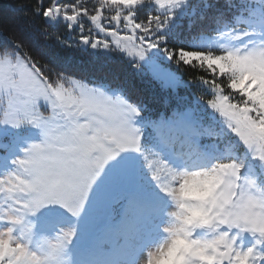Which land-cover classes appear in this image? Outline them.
I'll list each match as a JSON object with an SVG mask.
<instances>
[{
    "label": "snow or ice",
    "instance_id": "obj_1",
    "mask_svg": "<svg viewBox=\"0 0 264 264\" xmlns=\"http://www.w3.org/2000/svg\"><path fill=\"white\" fill-rule=\"evenodd\" d=\"M238 3L246 0H224V7L231 10ZM260 7L264 9V0ZM185 21L188 41L179 39ZM28 24L33 39H55L56 47L48 50L46 66L26 51L24 39L12 35L0 43V98L7 101L0 123L31 125L44 142L32 144L28 158L18 161L31 165L30 177H0V223H19L16 213L22 208L36 214L49 210L50 218L42 220L45 226L52 219L81 221L124 201L115 233L124 256L121 264H139L167 207L164 194L169 189L163 178L172 165L210 160L221 143L229 153L225 157L231 158L241 144L251 147L264 140V23L249 25L216 8L212 0H36ZM61 25L69 35L78 32L79 43L70 45L49 31ZM239 25L252 30L242 32ZM93 30L104 39L95 38ZM257 35L259 39H252ZM243 40L249 45L236 43ZM89 49L103 51L107 59L113 52L129 59L116 74L104 72L102 78L60 67ZM125 68L148 72L167 93L158 116L130 94L128 82L119 76ZM192 88L200 90L195 99L181 95V89ZM229 133L239 139L225 142ZM205 137L217 142L202 144ZM258 150L264 159V144ZM137 161L146 172L139 173L133 189L117 190L116 181L134 174ZM121 162L105 179L107 169ZM241 219L249 226L246 230L259 235L253 246L237 250L235 243L206 242L196 247L184 240L180 264H264V250H259L264 249V216L249 206L237 215V222ZM64 238L75 240L72 232ZM209 248L214 249L211 254ZM50 249L45 264H60L63 239ZM165 256L177 258L175 242L167 252L149 253L150 264H163ZM0 264L40 261L23 244L14 247L11 239H0Z\"/></svg>",
    "mask_w": 264,
    "mask_h": 264
},
{
    "label": "clouds",
    "instance_id": "obj_2",
    "mask_svg": "<svg viewBox=\"0 0 264 264\" xmlns=\"http://www.w3.org/2000/svg\"><path fill=\"white\" fill-rule=\"evenodd\" d=\"M237 27L242 32L252 30L248 25ZM256 31L259 33L260 29ZM259 38V35L252 37ZM236 43L244 46L250 42L243 40ZM43 142L44 137L40 142L31 143L24 149V155L13 161L15 169L0 177H30L31 165L22 166L18 161L28 158V149L32 144ZM260 144H264V140L251 147L245 145V148L254 160L264 165V159H259ZM245 168L246 161L227 157L172 165L171 171L163 178V183L169 189L164 194L167 207L159 221L156 235L145 248L139 264H150L149 253L159 254L161 249L167 252L174 242L177 258L165 256L163 264H180L178 257L185 254L184 240L195 242L196 247H202L206 242L217 243V246L235 243L237 250L242 246H253L259 235L254 236L251 230H246L249 226L244 220L237 222V215L251 206L252 211L264 216V181L254 172H245ZM18 198L24 202L29 199L24 193H18ZM16 216L19 223H0V239H11L14 247L23 244L33 256L39 258L40 264H45L50 246L63 239L60 264H77L73 247L79 237L78 219L70 218L67 222L52 219L45 226L40 214L32 213L27 208L20 209ZM68 232L74 234L75 240L64 238ZM213 251L212 248L208 249L209 254Z\"/></svg>",
    "mask_w": 264,
    "mask_h": 264
},
{
    "label": "trees",
    "instance_id": "obj_3",
    "mask_svg": "<svg viewBox=\"0 0 264 264\" xmlns=\"http://www.w3.org/2000/svg\"><path fill=\"white\" fill-rule=\"evenodd\" d=\"M36 3V0H0V43L6 42L7 39L16 35L25 40L27 45L26 51L34 53L36 59L44 64L49 65L50 57L47 55L49 49L56 47L55 39L38 42L33 39L31 32L29 30L28 24V13L32 5ZM212 3L216 8H219L223 11H229V15L233 17H240L249 25H254L259 27L264 23V9H261L260 5L262 0H246V4L240 5L236 8L228 10L224 7V0H212ZM187 21H185L184 30L180 34V40L188 41L191 39L187 31ZM47 27V25H45ZM90 27V25H86ZM50 32L54 33L55 36L59 37L60 40H66L68 44L75 45L79 43V33L73 32L71 35L68 34V30L64 29L61 25L59 27H54L49 29ZM93 36L97 39H104L103 34L96 35L95 30H93ZM111 42V38H109ZM123 56V59L121 57ZM129 58H126V55H123L119 52H113L111 54V59H107L103 51L96 53L95 50L89 49L87 53L76 54L70 56L68 61L65 64H61L60 67H68L72 70H75L78 73L88 76L91 78H102L101 74L108 72L109 74H116L117 67L126 61ZM169 66L172 69H176V65L168 62ZM183 71V69L181 70ZM52 78L55 79V73H52ZM119 76L126 80L129 85L130 94L134 98H140L147 105L151 115L156 117L164 111V100L165 92L159 87V85L154 82L148 72H138L131 68H125L122 72H119ZM73 79H80L79 75H73ZM206 88V86H205ZM199 89H181L180 93L186 92L187 94L196 95L199 93ZM194 92V93H193ZM6 106V102L0 98V109ZM17 134L12 131V126L0 124V166H2L5 172H10L15 169V164L13 161L17 157H22L24 155V149L28 148L29 145L33 142H40V139L26 140L28 143L22 145H16L14 136ZM22 141V140H21ZM20 141H18L19 143ZM127 177V176H126ZM130 188H134L129 186ZM112 209L102 210L103 218L98 222H95L94 227L91 229L93 232H97L107 221H105L106 214L110 213ZM96 217H91L94 219ZM102 214L100 215V217ZM50 218V216H48ZM81 226V225H80ZM97 235L87 234V240H83L82 243L84 246L88 245L93 238Z\"/></svg>",
    "mask_w": 264,
    "mask_h": 264
},
{
    "label": "rangeland",
    "instance_id": "obj_4",
    "mask_svg": "<svg viewBox=\"0 0 264 264\" xmlns=\"http://www.w3.org/2000/svg\"><path fill=\"white\" fill-rule=\"evenodd\" d=\"M194 93V92H193ZM165 94V98L167 96V93ZM181 95H188L190 99L196 98V93L193 95L187 94L186 92L181 93ZM5 102L6 98H2ZM41 111H44L42 108ZM209 112H211V109H208ZM45 114H48L47 112ZM216 119L222 120V117H219V114H215ZM12 131L19 134V138L15 139L16 145H22L28 143L26 140L31 139H40L42 141L43 137L39 129L31 126V125H24L20 128H14L12 127ZM17 134L14 136L17 138ZM237 138H235L233 133H229L228 136L225 138V142L232 141L235 142ZM22 140V141H21ZM18 141H20L18 143ZM216 138H202L201 143L202 144H212L216 143ZM226 155H229L224 149V145L218 144L211 152V159H220L224 158ZM231 158H234L236 160H244L246 161V168L244 169L245 172H254L260 176V179L264 181V165H261L259 162L254 160V158L248 153L247 149L241 144L238 149L230 153ZM123 162L119 164H113L111 165L105 174V179H107L108 176H110L114 169H117L121 167ZM135 169L136 172L134 174L128 175L127 177H123L121 179H118L116 181L115 187L117 190H123L128 191L131 190L129 186H135L136 181L138 179V175L140 172H146L145 169H143V163L142 161H137L135 163ZM6 174L4 168L0 166V176H3ZM103 183V181H101ZM2 203V201H0ZM124 201H121L120 204L113 206L111 208L112 210L108 215L106 214V217L104 218L105 221L108 219V221L96 232H93L91 229L94 227L95 222H98L103 218L102 210L103 208L97 210L92 216L96 217L94 215H98L97 218H86L84 220L80 221V231H79V237L73 247L75 258L78 262V264H121V261L124 259V256L121 251L120 247V241L116 239L115 233L120 227V220L122 216V207H123ZM60 211H63L62 209ZM102 216L100 217V215ZM41 220L48 219L49 210L45 209L40 213ZM91 216V217H92ZM106 232V233H105ZM95 234L97 235L93 238V240L86 246L83 245L82 241L87 240V234ZM103 239V240H102ZM103 241V243H100V241Z\"/></svg>",
    "mask_w": 264,
    "mask_h": 264
},
{
    "label": "bare ground",
    "instance_id": "obj_5",
    "mask_svg": "<svg viewBox=\"0 0 264 264\" xmlns=\"http://www.w3.org/2000/svg\"><path fill=\"white\" fill-rule=\"evenodd\" d=\"M105 233H106V232H105ZM102 240H103V239H102ZM102 240L100 241V243H103V241H102Z\"/></svg>",
    "mask_w": 264,
    "mask_h": 264
}]
</instances>
